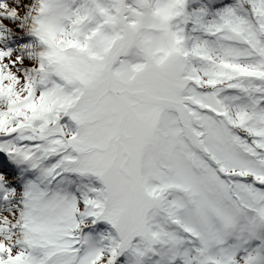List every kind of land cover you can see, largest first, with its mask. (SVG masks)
<instances>
[{"label": "snow or ice", "instance_id": "snow-or-ice-1", "mask_svg": "<svg viewBox=\"0 0 264 264\" xmlns=\"http://www.w3.org/2000/svg\"><path fill=\"white\" fill-rule=\"evenodd\" d=\"M29 15L0 47V264H264V0Z\"/></svg>", "mask_w": 264, "mask_h": 264}, {"label": "rangeland", "instance_id": "rangeland-1", "mask_svg": "<svg viewBox=\"0 0 264 264\" xmlns=\"http://www.w3.org/2000/svg\"><path fill=\"white\" fill-rule=\"evenodd\" d=\"M26 2L28 4L25 3V9H26V12L23 14L24 16L20 17V16H15V17H10V19H14L15 18V22L19 23L20 26L23 28L19 33L20 36H23L25 37V40L26 42H29V43H33L35 44V38H33L29 32V23H30V11H31V8H32V5L34 3V0H26ZM226 2V0H225ZM9 33L7 32V37L6 38H10L11 37H14L13 35H8ZM5 38V39H6ZM26 44V43H25ZM27 51L26 49H23V53ZM16 53V52H15ZM25 62L26 63H30L31 61L28 60L27 57H25Z\"/></svg>", "mask_w": 264, "mask_h": 264}, {"label": "bare ground", "instance_id": "bare-ground-1", "mask_svg": "<svg viewBox=\"0 0 264 264\" xmlns=\"http://www.w3.org/2000/svg\"><path fill=\"white\" fill-rule=\"evenodd\" d=\"M25 3L28 4L26 2V0H19L17 2L9 3V7H13V6L16 7L18 9L17 15L22 16L26 12ZM5 24L8 26L9 32H11V33L15 32L14 30H18L20 27L18 23H15L14 21H11V20L5 21ZM20 50L23 51V49H21V48H20ZM22 51L20 54L23 53Z\"/></svg>", "mask_w": 264, "mask_h": 264}]
</instances>
